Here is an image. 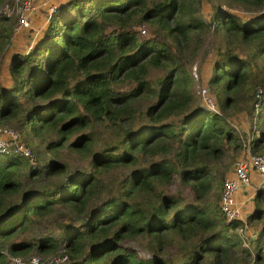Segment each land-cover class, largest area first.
<instances>
[{"label":"trees","instance_id":"1","mask_svg":"<svg viewBox=\"0 0 264 264\" xmlns=\"http://www.w3.org/2000/svg\"><path fill=\"white\" fill-rule=\"evenodd\" d=\"M203 1L66 0L32 49L12 56L0 124L38 137L29 143L49 158L0 152V264L61 247L65 264L264 260V190L245 221L219 204L244 143L264 153V0H205L208 19ZM13 23L2 18L0 54ZM142 23L152 36L139 38ZM210 36L216 111L189 66ZM239 104L257 109L248 142L229 119ZM262 220L243 246L239 228Z\"/></svg>","mask_w":264,"mask_h":264},{"label":"rangeland","instance_id":"2","mask_svg":"<svg viewBox=\"0 0 264 264\" xmlns=\"http://www.w3.org/2000/svg\"><path fill=\"white\" fill-rule=\"evenodd\" d=\"M20 1L21 0H2L0 2V27H1V23H2V18H4V17L11 19V21L14 22L13 26L16 24V22H17L16 8H17V5ZM60 1L64 2L66 0H50L49 2H47V7L44 9H41V7H40L41 5L38 3V0H35V2L37 4L36 9L37 8H39V9L38 10L35 9L31 13L30 25L26 28H23L21 30V32L19 34H17L16 36L13 35L8 48L3 53L0 54V79H1V83H7L8 81H10V76L8 74V65L10 63L12 56L15 53H26L32 49L35 42L39 39V37H41V35L44 31V28L48 22L49 17L55 12V10H53V11L49 10V6L52 4L58 3ZM6 6H8L9 8ZM201 10H202L203 15L206 17V19H208L211 12H212L210 3H208L204 0L201 4ZM231 10L234 11L235 13L239 14V15L244 14V12L242 10H239V9H231ZM143 28L145 29L144 32H142V30L141 31L139 30L140 32L138 33V31H137V33H138L137 35L139 36V38L152 36L151 35L152 34L151 29L146 23H142L141 25L136 27V29H143ZM162 39L166 40V41H170V38H162ZM213 40H214V36H210V38L208 40H204L203 45H206L204 51L199 52V54L194 59H192V61L189 63V66L191 68V73L194 77L195 91L197 90L196 93L198 92V94H200L201 97H202L201 89L203 86L209 90L207 80H208L209 76L211 75L214 60H216V58H217L216 52L213 49V44H212ZM194 67H195V72L197 74V78L195 77L194 72H193ZM202 101H203V98H202ZM203 103H204V101H203ZM214 103H215V98H214ZM204 105L208 109L210 108L205 103H204ZM258 105H259V103H258ZM238 107L241 108V110L235 112L234 115H230L229 119L231 120L232 125H234V127H236L238 129V131L240 132V134L243 138V142H248L258 132V126H257V120H256L257 118L255 115V112L257 113V109H256V111L253 110V114L251 117V115L247 114V110H246L247 107H243L241 104H239ZM210 109L216 111L217 110L216 109V103H215V106L213 108H210ZM3 126L11 127V128H14L17 130V128L12 126V125L0 124V127H3ZM20 137L28 146L33 148V151L36 155V163L32 164L30 162L32 165H36L38 163L40 164V163H42V161L49 158L48 154H46V153L40 154L38 149H36L32 143H29V140H31V139L36 140V141L39 140L38 137L34 138L31 135L27 142L25 141L26 140L25 136L22 133H20ZM243 148H244V146H243ZM7 152L10 153L12 151L8 150ZM250 152H251V150H250ZM241 153H242V155H241ZM243 154H244V150L242 149L240 151V154L237 155L235 158H233V161L230 164V167L228 169V172L226 173V176H233V166H234V163L237 159L248 157V152H247V156L244 155L245 157H242ZM68 156L69 155L65 150L59 154V157L61 159H65V160L68 159ZM24 163H28V162H24ZM78 164H79V162L73 161V165H78ZM27 166H29V164ZM260 189L264 190V187L263 188L260 187ZM241 190L242 189H240L238 191V193H236V205L238 208L240 206L241 212L243 213L245 220H246L247 215L254 209V195H255V193L254 194L252 193L251 195L244 197ZM239 201L241 203L237 204V202H239ZM219 204H220V202H219ZM262 206L264 207V201L262 203ZM245 220H243V221H245ZM245 224H246V227L244 228V231L242 233H240L238 230L240 237L242 239V245L243 246H245L243 244V239H245L248 243V240H247L248 237H253L256 234V231L261 226H263V220L259 223H257L256 221H251L250 223H245ZM245 247H247V246H245ZM61 249H62V247L59 248V250H57V251L60 253V252H62ZM32 255H34L35 257H39L42 261V264H47L46 261H47L48 257L55 255V254L31 253L30 256H32ZM9 257H10V255L7 256L5 263L8 261ZM62 264H65V263H62ZM257 264H264V260L260 261Z\"/></svg>","mask_w":264,"mask_h":264},{"label":"built area","instance_id":"3","mask_svg":"<svg viewBox=\"0 0 264 264\" xmlns=\"http://www.w3.org/2000/svg\"><path fill=\"white\" fill-rule=\"evenodd\" d=\"M57 4L49 6V10H55ZM8 7V6H6ZM37 4L35 0H21L16 8L17 22L13 26V35L18 34L23 28L30 25V15L36 9ZM9 8V7H8ZM142 32L145 29H140ZM194 75L197 78L194 67ZM201 94L203 101L210 108L215 106L214 97L206 87H202ZM263 92L260 87L256 89L255 96L258 98L256 105L259 103V98ZM244 148L248 152V157L239 158L235 161L233 166V176H226L223 180L220 207L227 220L239 218V208L236 205V193L242 184H246L250 181V171L254 170L262 177L264 182V153H251L250 146L244 143ZM12 151L15 154L26 157L32 164L36 163V155L33 149L28 146L20 137L18 130L3 126L0 127V152ZM246 224L239 228V232L242 233ZM243 244L248 247V243L243 239ZM62 252H58L55 255L49 256L47 264H62L67 261L68 257L65 249H61ZM27 261L21 259L19 256H11L5 264H42L39 257L32 255Z\"/></svg>","mask_w":264,"mask_h":264},{"label":"crops","instance_id":"4","mask_svg":"<svg viewBox=\"0 0 264 264\" xmlns=\"http://www.w3.org/2000/svg\"><path fill=\"white\" fill-rule=\"evenodd\" d=\"M49 1L50 0H38V3L41 5L40 6L41 9L46 8L47 7V2H49ZM58 3H61V1L58 2ZM55 4H57V3H55ZM38 9L39 8H37L36 10H38ZM242 149L244 150V154H243L242 157L247 156V151L245 150V148H242ZM241 155H242V153H241ZM260 187L261 188L264 187V182H263L262 177L256 171L251 170L250 171V182H248L246 184H242L241 187L239 188V190L242 189L241 192L243 193L244 197L245 196L247 197L248 195H251L252 193L254 194L256 192V190L260 189ZM238 191H237V193H238ZM239 203H241V202L240 201L237 202V204H239ZM239 212H240L239 213V219L245 220V217H244L243 213L241 212L240 206H239Z\"/></svg>","mask_w":264,"mask_h":264}]
</instances>
